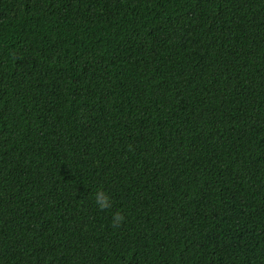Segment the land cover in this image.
Segmentation results:
<instances>
[{"label": "trees", "instance_id": "trees-1", "mask_svg": "<svg viewBox=\"0 0 264 264\" xmlns=\"http://www.w3.org/2000/svg\"><path fill=\"white\" fill-rule=\"evenodd\" d=\"M0 264H264V0H0Z\"/></svg>", "mask_w": 264, "mask_h": 264}, {"label": "clouds", "instance_id": "clouds-1", "mask_svg": "<svg viewBox=\"0 0 264 264\" xmlns=\"http://www.w3.org/2000/svg\"><path fill=\"white\" fill-rule=\"evenodd\" d=\"M93 199L96 207L99 210L110 209L112 206V202L108 194H106L102 189H96L93 195ZM125 219V217L120 213L116 212L112 217V225L113 227H119L121 222Z\"/></svg>", "mask_w": 264, "mask_h": 264}]
</instances>
